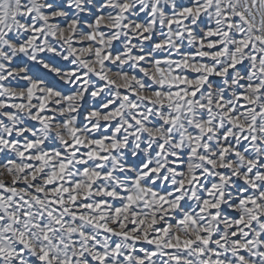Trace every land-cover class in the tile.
Instances as JSON below:
<instances>
[{
	"label": "rangeland",
	"instance_id": "rangeland-1",
	"mask_svg": "<svg viewBox=\"0 0 264 264\" xmlns=\"http://www.w3.org/2000/svg\"><path fill=\"white\" fill-rule=\"evenodd\" d=\"M0 264H264V0H0Z\"/></svg>",
	"mask_w": 264,
	"mask_h": 264
}]
</instances>
